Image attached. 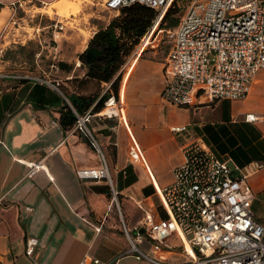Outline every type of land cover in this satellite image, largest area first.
<instances>
[{"label": "crops", "instance_id": "1", "mask_svg": "<svg viewBox=\"0 0 264 264\" xmlns=\"http://www.w3.org/2000/svg\"><path fill=\"white\" fill-rule=\"evenodd\" d=\"M167 45L164 55L136 48L110 82L88 76L89 66L80 56L87 45L60 61L65 67L52 63L60 78L33 71L22 73L24 78H0V264H80L85 258L153 264L130 251L122 223L136 236L134 228L145 210L156 220L165 216L160 191L173 182L174 168L184 160L183 147L197 139L220 159H231L251 172L254 218L264 225V68L255 74L245 99L181 106L162 98ZM5 46L2 56L8 54ZM1 61L5 63V55ZM111 93L122 102L119 117L95 109ZM77 97H97L81 112L89 113L90 134L76 122L64 121V112L68 106L75 108ZM177 125L187 129L175 132L172 127ZM133 146L140 151L139 159L130 156ZM99 149L107 158L119 205L105 180L76 176L78 169L101 166ZM26 163L44 168L30 173ZM138 232V247L149 257L185 261L178 235L158 242L144 227ZM30 238L37 245L27 255Z\"/></svg>", "mask_w": 264, "mask_h": 264}, {"label": "built area", "instance_id": "2", "mask_svg": "<svg viewBox=\"0 0 264 264\" xmlns=\"http://www.w3.org/2000/svg\"><path fill=\"white\" fill-rule=\"evenodd\" d=\"M175 1L102 0L101 3L105 10L116 12V16L133 4L156 10L152 26L138 45L161 37L169 44L162 91L165 101L182 106L220 99H245L255 74L264 68V0H191L177 27L159 28ZM24 77L0 70V78ZM107 95L100 114L119 117L117 110L122 105L121 100L113 93ZM71 107L77 126L90 134L86 126L89 113L81 114ZM247 118L254 119L252 115ZM186 129L185 125L172 127L175 132ZM2 144L4 141L0 139ZM99 151L101 166L78 169L76 176L105 180L117 200L107 158L102 150ZM183 152L184 160L174 168L173 182L159 194L165 216L156 220L145 210L134 228L136 236L123 221L130 251L153 264H175L153 259L139 249L142 236L138 230L144 227L149 237L158 242L172 235L180 237L186 256L180 264H264V225L254 218L251 172L231 159H220L201 139L186 144ZM130 156L139 159V149L131 147ZM26 166L30 173L44 168L41 163H26ZM36 245L37 240L30 238L26 254L31 255ZM80 264L113 263L85 258Z\"/></svg>", "mask_w": 264, "mask_h": 264}, {"label": "rangeland", "instance_id": "3", "mask_svg": "<svg viewBox=\"0 0 264 264\" xmlns=\"http://www.w3.org/2000/svg\"><path fill=\"white\" fill-rule=\"evenodd\" d=\"M58 1L60 0H0V20L4 21L0 25V50L2 44H5L8 51L7 55L3 54L5 63L1 61L3 56L0 54V63L3 64L0 68L10 73L33 71L40 77L47 75L51 79L60 78V71L52 63L66 61L86 45L88 48L100 28L105 27L117 15L116 12L105 10L102 0H67L70 4L79 3V11L75 13L70 9L68 14L60 15L58 9L51 8ZM189 3L190 0H177L169 19L180 20ZM34 8L50 9L51 15L47 11L32 14ZM159 28L168 29L166 26ZM160 35H164L163 32ZM137 46L140 51L148 53L158 50L164 55L168 51L167 42L162 37ZM31 56L35 57L34 61Z\"/></svg>", "mask_w": 264, "mask_h": 264}, {"label": "trees", "instance_id": "4", "mask_svg": "<svg viewBox=\"0 0 264 264\" xmlns=\"http://www.w3.org/2000/svg\"><path fill=\"white\" fill-rule=\"evenodd\" d=\"M191 1V0H190ZM177 0L167 11L161 26L175 28L179 24V19L170 20L171 14L176 8ZM2 4L0 3V8ZM156 10L142 5L133 4L121 10L119 16H116L112 21L100 30L91 39L89 46H95L104 51V57L89 66L88 76L101 81L110 82L120 68L124 65L127 57L132 53L135 47L139 44L141 38L146 34L152 26L156 18ZM84 58V53L80 55ZM60 67H65L63 62L59 63ZM120 77L118 76L113 81V88L117 87ZM108 95H104L96 104L95 109L100 110L104 106V101ZM97 97H77L74 100L75 108L78 112H83L84 108L91 106ZM85 104L86 106H82ZM64 121L67 124L76 122V116L70 106L63 115Z\"/></svg>", "mask_w": 264, "mask_h": 264}, {"label": "water", "instance_id": "5", "mask_svg": "<svg viewBox=\"0 0 264 264\" xmlns=\"http://www.w3.org/2000/svg\"><path fill=\"white\" fill-rule=\"evenodd\" d=\"M104 57V51L95 46H88L84 52L83 61L87 66H92Z\"/></svg>", "mask_w": 264, "mask_h": 264}, {"label": "clouds", "instance_id": "6", "mask_svg": "<svg viewBox=\"0 0 264 264\" xmlns=\"http://www.w3.org/2000/svg\"><path fill=\"white\" fill-rule=\"evenodd\" d=\"M10 2H12V0H10ZM84 2H88V0H84ZM23 7V5H22ZM52 7H56V8H61V9H73V10H76V11H79V4H69L67 3V0H60V3L58 4H54L52 5ZM38 11H47L49 13V15H51V12H50V9H32V14H35L36 12ZM61 14H65V12H62ZM4 23L3 20H0V25H2ZM31 31V30H29Z\"/></svg>", "mask_w": 264, "mask_h": 264}, {"label": "bare ground", "instance_id": "7", "mask_svg": "<svg viewBox=\"0 0 264 264\" xmlns=\"http://www.w3.org/2000/svg\"><path fill=\"white\" fill-rule=\"evenodd\" d=\"M58 3H60V1H58L57 3H55V4H58ZM70 4V3H69ZM79 4V3H78ZM52 5H54V4H52ZM52 5H51V8H55V9H58V13L60 14V15H64V14H61L62 12H65V14H68L69 13V11H70V9L71 8H69V9H61V8H56V7H52ZM79 7H80V4H79ZM73 12H77L76 10H73V9H71ZM110 111V110H109Z\"/></svg>", "mask_w": 264, "mask_h": 264}]
</instances>
